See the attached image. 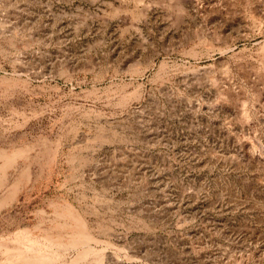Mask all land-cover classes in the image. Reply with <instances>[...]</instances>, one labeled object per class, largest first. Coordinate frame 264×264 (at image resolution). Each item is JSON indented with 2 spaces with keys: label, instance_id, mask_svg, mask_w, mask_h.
Instances as JSON below:
<instances>
[{
  "label": "rangeland",
  "instance_id": "374dc122",
  "mask_svg": "<svg viewBox=\"0 0 264 264\" xmlns=\"http://www.w3.org/2000/svg\"><path fill=\"white\" fill-rule=\"evenodd\" d=\"M203 1L0 0V263L264 264V0Z\"/></svg>",
  "mask_w": 264,
  "mask_h": 264
},
{
  "label": "bare ground",
  "instance_id": "6f19581e",
  "mask_svg": "<svg viewBox=\"0 0 264 264\" xmlns=\"http://www.w3.org/2000/svg\"><path fill=\"white\" fill-rule=\"evenodd\" d=\"M202 1L203 0H191L195 8L199 11L204 8V6H202L204 4L203 3L204 1L203 2ZM230 97L233 99L232 96ZM246 116H247L246 113H242L241 120H245L247 118ZM244 157L249 160H253V152L246 151L244 153ZM74 222H75V227H74L73 239L71 242L67 244H63V243L61 244V243H55V241L53 242L47 241L43 244H40L34 241H27L23 245L24 246L23 248H18L14 251H11L6 261L0 264H45L46 262L55 263L58 260L60 261V259H62L63 257L59 249L74 250L80 246L83 248L85 244L88 245L89 241L92 240V237L88 232L89 230H87L85 224L82 222V220L79 217L74 218ZM95 252H96L95 248L86 246V248H83L77 254L74 261L75 263H82L89 255Z\"/></svg>",
  "mask_w": 264,
  "mask_h": 264
}]
</instances>
